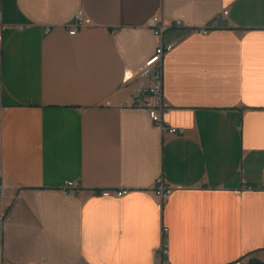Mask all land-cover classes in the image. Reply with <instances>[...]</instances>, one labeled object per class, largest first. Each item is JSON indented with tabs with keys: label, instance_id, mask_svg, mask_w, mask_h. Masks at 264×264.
<instances>
[{
	"label": "crops",
	"instance_id": "crops-1",
	"mask_svg": "<svg viewBox=\"0 0 264 264\" xmlns=\"http://www.w3.org/2000/svg\"><path fill=\"white\" fill-rule=\"evenodd\" d=\"M0 2V264H264V0ZM159 43L175 134L131 106Z\"/></svg>",
	"mask_w": 264,
	"mask_h": 264
},
{
	"label": "built area",
	"instance_id": "built-area-1",
	"mask_svg": "<svg viewBox=\"0 0 264 264\" xmlns=\"http://www.w3.org/2000/svg\"><path fill=\"white\" fill-rule=\"evenodd\" d=\"M1 2H0V14H1ZM90 21L84 16L81 10H78L74 15L73 24L67 28L69 35H75L78 31L89 25ZM148 27L152 29L155 36L160 37L166 30L172 27L181 28L183 24L180 21H175L170 24H163L158 16L152 17L148 20ZM217 27L216 22L210 23L208 26L199 30L201 34H207L210 30ZM17 29H21L22 26H16ZM9 29L7 25H4L0 20V37L1 33ZM50 29H45V34L49 33ZM174 48V44H163L159 43L154 53L145 62L137 68L135 72V79L137 80L136 87L131 91V106L136 108H143L151 120L152 123L156 124L160 129L166 131L169 134L177 133L175 128L168 127L164 121V116L169 110V104L166 102L164 97V84H163V57L166 53L170 52ZM132 78V75L124 76V83ZM78 187V184L72 180H66L61 186V190L64 193H73ZM247 190H254V186H246ZM264 189V180L262 183ZM6 186L0 178V198L5 197ZM173 187L165 184L162 178H158L155 181L153 193L158 198L160 206H164L172 192ZM126 190L112 193L110 191L102 192V197H109L114 195L120 197L126 194ZM2 229V213H0V234ZM168 232L167 227L162 230L163 235ZM160 255L167 254V248L165 245L160 247L158 250ZM251 259L249 257H242L232 264H249Z\"/></svg>",
	"mask_w": 264,
	"mask_h": 264
},
{
	"label": "trees",
	"instance_id": "trees-1",
	"mask_svg": "<svg viewBox=\"0 0 264 264\" xmlns=\"http://www.w3.org/2000/svg\"><path fill=\"white\" fill-rule=\"evenodd\" d=\"M249 264H259V263H257V262H253V261H250Z\"/></svg>",
	"mask_w": 264,
	"mask_h": 264
}]
</instances>
